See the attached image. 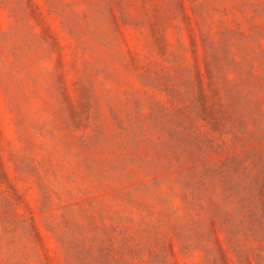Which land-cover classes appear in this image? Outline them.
Instances as JSON below:
<instances>
[{
  "label": "rangeland",
  "instance_id": "rangeland-1",
  "mask_svg": "<svg viewBox=\"0 0 264 264\" xmlns=\"http://www.w3.org/2000/svg\"><path fill=\"white\" fill-rule=\"evenodd\" d=\"M0 264H264V0H0Z\"/></svg>",
  "mask_w": 264,
  "mask_h": 264
}]
</instances>
